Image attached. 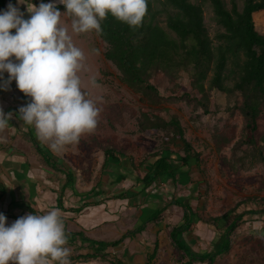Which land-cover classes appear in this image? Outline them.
<instances>
[{"label": "trees", "instance_id": "16d2710c", "mask_svg": "<svg viewBox=\"0 0 264 264\" xmlns=\"http://www.w3.org/2000/svg\"><path fill=\"white\" fill-rule=\"evenodd\" d=\"M7 1L0 0V10H6ZM241 1L242 6L239 8L237 0H229V6L224 0H200L202 4L210 5L213 20L221 29L214 38L209 35L205 25L203 6L192 0H147V12L139 26L130 27L109 14L101 21L102 30L96 33L105 45L104 59L115 67L121 81L153 105L157 106L165 100L184 101L194 109L202 110L205 115H215L219 108L212 102L210 93L216 91L224 94L227 101L232 103L226 109L231 115L238 112L245 121L242 136L233 149L235 153H243L237 162L243 164L244 169L246 166L252 169L264 162V35L255 30L253 21V15L264 10V0ZM41 2L47 3L49 0H10L16 7L19 3L30 7L29 12H23L25 19L30 17L33 5L38 7ZM56 6L59 11L66 12L64 5ZM180 73L186 74L188 85L186 89H179L178 96L171 92L165 98L152 82L156 75L161 74L176 87ZM11 84V87L18 89L13 82ZM20 99L25 106L30 102L22 92ZM31 126L26 124L27 134L42 163L64 177L57 200V207L63 209L62 194L65 189L74 187V173L59 165L49 150L43 149L36 141ZM141 127L147 132L165 133L162 152L149 155L135 166L130 157L126 158L123 153L106 147L101 170L112 167V162L118 163L121 158L129 162L134 173L138 167H144L143 176L134 174L135 182L141 185L137 197L151 186L172 184L174 187L178 179L186 181L193 167L201 174V156L187 141L177 117L166 122L148 115ZM223 142L226 143L225 139ZM177 144L181 149L179 153L169 148ZM122 180L123 176L117 179L118 182ZM127 194V190L115 194L118 195L116 199L126 198ZM102 195L104 192L96 186L83 197L99 199ZM188 200H170L166 206L146 216L142 223L157 222L171 205L183 210L180 223L169 231L171 244L179 252L176 264H215L218 257L229 253L230 237L237 228L249 222L253 216L264 217V198L253 199L256 204L254 208H247L245 203L239 202L220 216H202L188 204ZM98 203L89 202L88 206ZM196 223L206 225L214 233L212 249L200 254L193 252L183 238V234L189 232ZM142 230L143 226H140L135 231ZM78 236L82 242L89 244L92 253L74 259H100L107 264H124L112 259L107 252L108 248L117 246L119 241L103 243L84 238L82 234ZM156 250L157 243L149 255L148 263L155 258Z\"/></svg>", "mask_w": 264, "mask_h": 264}, {"label": "rangeland", "instance_id": "374dc122", "mask_svg": "<svg viewBox=\"0 0 264 264\" xmlns=\"http://www.w3.org/2000/svg\"><path fill=\"white\" fill-rule=\"evenodd\" d=\"M192 1L203 6L205 25L208 28L209 35L214 38L215 34L220 32L221 29L216 26L213 20L210 5L202 4L200 0ZM224 1L229 6V0ZM9 3L10 0L7 1V5ZM237 3L239 8H241L242 1L237 0ZM57 4L61 5L58 0ZM18 8L21 12H29L31 10L24 3H19ZM60 12V26L68 30L71 42L84 54V60L81 62L82 68L77 74L80 77L81 90L85 93V97L93 100L100 110L97 117L98 122L92 132L81 135L79 143L68 145L59 153L54 152L50 148V142H44L38 138L36 129L32 125L34 136L36 141L43 146V149L46 148L57 158L59 165L61 164L62 167L74 173V195L78 196L80 194L83 197L96 186L104 192V195L99 199L83 197V200L80 201L81 203L76 207L75 205L78 202L75 199L74 207L71 210L76 215L77 210L85 211L87 209V212L85 211L83 214L84 222L82 223V225H86V230L90 226L99 225L100 228L104 223H107L106 229L103 231L106 232L108 230L114 234H108L106 237L100 238L101 242L111 243L119 241L117 246L107 250L112 259L120 260L119 258L121 257V260L124 259L125 263L129 264L127 259L120 253L122 249L119 247L126 240V237L123 234L121 235V229H124L122 226L126 224L127 228L125 231H129L133 221H130V218L140 212L141 206L143 207V211L141 209L143 213L142 219H145L155 209L166 206L170 200L189 198L188 204L200 215L220 216L239 202L245 203L247 208H254L256 204L253 199L264 198V162L257 164L252 169H248L247 166L244 169L245 166L237 162L239 158L243 157V153H235L233 149L234 144L242 136L245 121L238 112L231 115V112L226 109L228 106L231 107L232 103L227 101L224 94L216 91L210 93L212 102L219 108L218 113L215 115H205L202 110H196L184 101L172 102L165 100L157 106L153 105L144 96L128 88L121 81L120 74L115 67L104 59L105 45L98 38L96 31L74 33L71 27V16L67 12ZM253 21L255 30L260 35H264V10L254 14ZM152 82L159 89L160 94L168 98L171 92L178 96L181 87L186 89L188 78L185 73H180L178 80H176V87L172 86L171 82L161 74L156 75ZM11 85L8 86V90L1 91L0 101L3 100L1 99L2 97L10 100L11 104L20 103L21 99L19 96L21 91L12 88ZM173 88L174 90L172 91ZM28 98L31 101V98ZM148 115L159 117L166 122H169L172 117L179 119L187 141L191 143L194 150L201 156V174L193 167L189 173V179L186 181L178 179L172 189L163 184L158 187L151 186L140 197H137L136 194L140 192L141 185L135 182L134 174L143 176L144 167H138L135 173L131 171L128 179V174L122 171V164L128 162L124 158H121L118 163L112 162V167H108L105 171L101 170V166L103 152L106 147L123 153L126 158L130 157L135 166H138L140 161L147 159L149 155L162 152L165 133L163 131L156 133L147 132L141 127L146 122ZM149 119L152 118L149 116ZM223 139H225L226 143L223 142ZM169 148L175 152H181L179 144ZM61 176L56 174V181L60 180ZM120 176H123L124 180L118 182L117 179ZM118 184L123 185H120L123 192L127 190L126 198L116 199L118 195L115 194L120 190L117 187ZM149 195L152 197L150 198ZM153 196L157 197L154 198ZM95 201L99 203L95 206H88L89 202ZM135 205L137 206L136 208ZM129 206L133 208H128ZM103 210L104 212H102ZM121 212H123L122 226L113 222L114 219L119 218ZM182 215L183 210L180 207L171 205L167 211H164L157 222H162L166 218H171L172 223L173 219L178 222ZM142 219L138 222V228L143 222ZM263 220L264 217L256 215L249 222L237 228L230 237L231 249L229 253L218 257L215 260V264H264ZM155 225L156 222H147L146 225L147 229H151V231L146 230L149 236L147 238L148 241H146L149 246L152 244L153 248L156 243L158 246V240L160 242L164 240L163 237L156 240V237L150 238L151 234H155L152 231ZM133 227L135 226L133 225ZM69 230H73V228H69ZM100 231L102 230H99L97 234L101 233ZM140 233L141 231L137 235ZM69 237L71 240L77 238V236ZM213 238L214 233L209 231L202 238L196 240L194 244L191 243L188 246L193 252L200 254L202 251L212 249ZM153 239L154 243L151 242ZM164 243L163 248L166 256H168L170 250V254L176 257L170 263L176 264L179 252L176 250L175 253L174 246L171 244L169 246L168 242L167 244L166 242ZM128 244L127 246L133 247L132 241H129ZM139 244L142 246L141 242ZM156 256H158V248ZM144 260L142 264H152V262L147 263L149 256L146 258L145 255ZM170 263L158 262V264Z\"/></svg>", "mask_w": 264, "mask_h": 264}, {"label": "clouds", "instance_id": "9594fccd", "mask_svg": "<svg viewBox=\"0 0 264 264\" xmlns=\"http://www.w3.org/2000/svg\"><path fill=\"white\" fill-rule=\"evenodd\" d=\"M72 18V31L100 32L110 14L137 27L147 12V0H58ZM57 0L33 5L28 19L12 3L0 10V90L15 81L31 101L19 109V119L34 125L37 136L54 152L79 143L97 126L99 108L81 90L78 71L83 52L60 26ZM15 30L12 32L11 30ZM5 73L7 77L5 78ZM12 113L0 108V133ZM64 221L58 209L27 214L10 224L0 212V264H70Z\"/></svg>", "mask_w": 264, "mask_h": 264}, {"label": "crops", "instance_id": "0c3cea01", "mask_svg": "<svg viewBox=\"0 0 264 264\" xmlns=\"http://www.w3.org/2000/svg\"><path fill=\"white\" fill-rule=\"evenodd\" d=\"M6 77L7 73H5V78ZM13 83L15 84V81H13ZM1 91L2 90H0V93ZM1 99L3 100L0 101V108H2L5 113H12V118L9 120L7 129L0 133V212L5 214L7 217V223L10 224L17 218L27 214L42 215L52 209H57L58 191L64 184V177L61 176L60 180L56 181V174L42 163L41 158L29 140L26 124L19 119V109L24 106L23 103L20 101V103L17 102L16 104H11L9 102L10 100L2 97ZM31 127L33 128V126ZM122 167V171H124L125 174H128L127 177L129 179L131 171H133L130 164L126 162V164H122ZM120 185L122 184L117 185L118 189H120L117 191V194L124 193ZM170 186L171 185H167L169 189H172L173 187ZM74 189L75 185L73 188L64 190L61 198L63 209H58L65 225V233L67 237V244L65 247L70 251V264H105V262L100 261V259H90L88 261L74 259L76 256H83L92 253L89 244L82 242L81 238L78 236L79 234L83 233L84 238L100 242V238H104L108 234H114L108 230L106 232L103 231L106 229L107 223H104L100 228L99 225H96L90 226L86 230V225H82V223L84 222L83 214L87 209L85 211H76V215L73 213V210H71L74 207L75 199L76 202H78L75 207L83 200V197L80 194H78V196L74 195ZM137 206L139 205L137 204ZM137 206L135 205V208ZM128 208L133 207L129 206ZM141 209L143 211L142 206L140 207V212L130 218V221H133L130 225L129 231L127 230L128 232L125 231L127 228L126 224L123 225L122 223L124 211L120 213L119 218L116 220L114 219L113 221L119 223L120 226L123 225L122 227L124 229H121V235L123 234L127 241H123L119 248L123 250H121L122 252L120 251V253H122V256L127 259L129 264H142V261H145L144 256L146 255V258H148L154 250L152 244L151 246L147 244V238H149V236L146 233V230L151 231V229H147V223H144V225L141 224L144 229L140 234L137 235L138 232L135 231L138 228V222L143 218ZM102 212H104V210ZM180 220L176 222V220L173 219L172 223L171 218H166L165 220L163 219L162 222H156V225L152 229L155 234H151L150 238L156 237V240L163 237L164 240L162 242L158 240V256L152 259V264H158V262L170 263V261L172 263L174 258L176 259V257H173L170 254V250L168 256H166L163 246L165 244L164 242H166V244L168 242V245L171 244L169 231L171 228L177 226L180 223ZM142 221H144V219H142ZM133 225L135 227H133ZM69 228H73V230H69ZM99 230L102 231L97 234ZM208 232L209 230L206 225L197 223L192 225L189 232L183 234V238L190 246L191 243L194 244L196 240H199ZM69 236H77V238L71 240ZM129 241L133 242V247L127 246L129 245ZM153 241L154 239L151 242ZM139 242L142 243V246ZM174 251L176 253V249H174ZM119 259L121 260V257ZM121 261L125 263L124 259Z\"/></svg>", "mask_w": 264, "mask_h": 264}]
</instances>
